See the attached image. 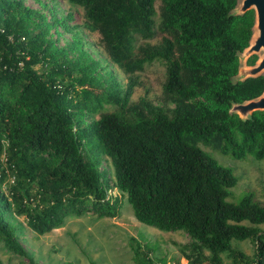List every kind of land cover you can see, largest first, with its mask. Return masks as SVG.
<instances>
[{"label":"trees","instance_id":"trees-1","mask_svg":"<svg viewBox=\"0 0 264 264\" xmlns=\"http://www.w3.org/2000/svg\"><path fill=\"white\" fill-rule=\"evenodd\" d=\"M154 1L66 0L126 76L122 87L78 37L63 47L49 38L58 24L74 27L70 13L0 0V243L10 253L27 256L10 213L42 235L69 216L115 217L123 196L138 222L189 237L178 246L184 264H223L224 252L232 264H264V206L251 193L228 200L235 175L200 147L264 159V111L229 112L264 91L263 73L236 77L253 11L235 14L238 0H160L156 12ZM152 63L163 67L159 103L131 101L136 73ZM244 239L251 256L230 245Z\"/></svg>","mask_w":264,"mask_h":264},{"label":"rangeland","instance_id":"rangeland-1","mask_svg":"<svg viewBox=\"0 0 264 264\" xmlns=\"http://www.w3.org/2000/svg\"><path fill=\"white\" fill-rule=\"evenodd\" d=\"M22 1L25 6L42 12L47 18L53 15L63 20V17L70 13L71 18L65 19V23L69 27H74L68 31L58 24L49 30V38L54 40L57 46L63 47L71 42L72 36L78 37L82 49L97 60L103 70L110 71L122 87L124 86L126 76L108 61L99 44L98 35L80 26L83 21L81 8L71 7L66 0ZM159 3L160 0L154 1L156 12ZM157 41L159 35L151 40L138 42ZM260 55L257 53L256 57ZM239 64V67L246 65L242 59ZM261 73L264 74V70ZM136 75L140 84L134 88L130 100L135 101L139 97H144L154 104L159 103L163 67L158 63H152ZM238 76H240L239 72L236 77ZM106 109L112 108L106 106ZM91 119H97V114L92 115ZM200 147L235 175L236 184L231 188L228 200L236 201L242 194L251 193L253 199L264 206V159H254L250 155L234 158L216 149L202 145ZM100 167L106 171L110 179L113 178L111 165L104 156L101 158ZM110 193L119 195L116 189ZM118 202L120 207L115 217L96 218L89 213L79 217L69 216L64 219L60 227L42 235L31 232L25 226L23 217L10 213L9 222L13 227V233L27 256L14 255L0 243L1 263L30 264L28 259H32L36 264H141V261L146 263L147 260L149 264L185 263L178 251L179 245L190 241L184 232L161 231L138 222L134 219L131 207L123 196L118 197ZM257 226L264 230V224ZM230 245L247 256L253 254V246L248 239L231 240ZM135 251L137 255L134 254ZM204 256H207L206 251ZM220 256L223 264H232L226 252L221 253Z\"/></svg>","mask_w":264,"mask_h":264},{"label":"water","instance_id":"water-1","mask_svg":"<svg viewBox=\"0 0 264 264\" xmlns=\"http://www.w3.org/2000/svg\"><path fill=\"white\" fill-rule=\"evenodd\" d=\"M250 9L254 14V34H252L248 46L240 53L239 63L241 59L245 62L252 54L260 53L261 55L253 65L238 68L240 75L237 77L238 79L257 76L264 70V0H238L234 13L242 14ZM257 110L264 111V91L254 99L233 103L229 108V112L237 114L240 119L248 118L253 111Z\"/></svg>","mask_w":264,"mask_h":264}]
</instances>
